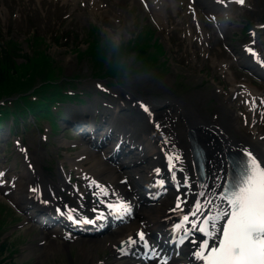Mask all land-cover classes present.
Masks as SVG:
<instances>
[{
  "label": "rangeland",
  "instance_id": "obj_1",
  "mask_svg": "<svg viewBox=\"0 0 264 264\" xmlns=\"http://www.w3.org/2000/svg\"><path fill=\"white\" fill-rule=\"evenodd\" d=\"M114 1L116 0H0V39L12 38L17 45L20 55L15 62L21 73L26 72L28 67L32 68L38 59L47 58L51 65L55 66V80L65 88V93L82 90L83 94L89 92L95 95L96 83L104 84L108 81L111 93H98V98L113 101L118 94L125 99H158L162 95L170 94L187 102L189 106L186 111L193 110L195 114L210 120L215 119L218 123L221 120L218 112L225 109L218 106L217 102L227 98L225 93L228 90L237 89L234 86L243 81H251V86L260 91L264 90V80L256 81L248 70L240 67V61L245 64L249 61V58L244 56L245 46L264 51V29L257 28L258 23L264 22V0H246L243 6H238L236 0H222L232 4L231 9L221 14L220 26L226 30V33L222 31L223 34L216 23L210 22L203 8L198 6L197 14L203 27L195 25L194 11L191 10L193 0H160L163 8L162 19H159L152 9L143 7V0H120L119 5L113 4ZM202 3L209 4L206 0ZM94 25L98 27L96 31H92ZM147 28L154 31L157 41L144 37L143 30ZM202 28L206 32L204 39L198 34ZM246 30H249V33H246ZM139 41L146 45L148 42L154 44L149 45L146 52L155 53L157 57H146L165 63V68L162 65V74H159L156 68L137 70L140 62L134 58L142 47ZM89 46L91 47L87 49ZM96 46L104 49L99 52ZM228 46L231 52L228 51ZM109 48H112L114 53L120 50L128 52L125 60L129 63L135 61L137 64L129 66L132 69L123 71L116 77L115 84H111L110 79L101 73V66L105 62L99 64L100 58L91 57L92 50L99 56H102V53L112 55ZM27 56L30 60L25 62ZM239 101L241 100H235L231 105L233 112L238 115L242 109H235L234 106L240 104ZM129 102L128 100L127 103ZM63 107L64 110L67 109L69 117L78 115L76 109L79 107L69 102H64ZM50 113L54 114L52 111ZM63 117L64 111L59 112L57 122H63ZM30 119L33 117L24 122L18 121L21 126L25 124L26 128L24 130L18 126V130L24 134L22 140L28 146V152L34 162L52 167V170L48 171L50 175L44 176L47 178L45 180L48 183L56 181L57 186H61L63 182L58 177L59 165H64L68 172L76 167L72 166V161L82 149L79 146L71 147L70 143L77 145L76 140L80 137L74 135V131L68 127L52 131L46 117H41L43 120L36 122H31ZM258 122L264 127V112ZM44 135L46 139L43 140ZM64 139L70 140V143H63L58 151L56 144ZM12 148L13 145L5 150L6 156L13 154ZM49 160L53 162L49 164ZM90 163L91 159L87 160L84 167ZM20 168L21 164L17 165L16 170L19 171ZM15 194L12 193L9 198ZM10 201L5 197V192L0 191V238L9 241L10 256L5 253L8 255V262L13 260L14 264H121V260L114 259L111 248L103 247L109 241V235L100 237L99 244L102 247L96 248L90 239L85 237L77 238L75 242L64 241L53 237L49 232L48 238L42 242L41 239L45 235L43 229L25 215H20L10 205ZM158 203L151 206L153 212L158 210ZM137 219L135 217L132 222ZM126 226L128 225L123 227ZM118 230L120 229L114 231ZM3 264H6L5 260Z\"/></svg>",
  "mask_w": 264,
  "mask_h": 264
},
{
  "label": "bare ground",
  "instance_id": "obj_2",
  "mask_svg": "<svg viewBox=\"0 0 264 264\" xmlns=\"http://www.w3.org/2000/svg\"><path fill=\"white\" fill-rule=\"evenodd\" d=\"M119 2L120 0H116L114 1L113 4L119 5ZM195 4L199 5V0H196ZM229 5L230 4H228V6ZM203 6L205 7L206 11H208V13L210 12L214 13L211 15V17L217 20L216 23L219 22V18L222 14L221 12L227 10V9H222L223 7L221 6H219V8L216 9L218 7L217 4H216L217 7L214 5H207V6L203 5ZM154 12L159 16V18H161L159 14V12L161 11L157 12L154 10ZM222 31L226 33V30L224 27H222ZM245 95H249V101L251 102V104H249L248 107H250L251 109H254L255 104L252 103L251 99H252V96H254L255 94H253L252 90L248 87H245L244 89L240 90V93L239 92L231 93L229 98L234 97V96H239L242 98ZM229 98L225 101L220 100V102H218V106L223 105V103H228L229 105L230 104ZM177 100L178 99H173L170 102L154 104L153 107L155 109L156 115H158L160 118H163L162 124L164 125L165 130L171 131L174 141L179 142L181 145L187 146L188 142L185 138V134L188 133L191 139L198 141V142L205 143L206 145L204 144L203 145L205 147V150L207 151L206 152L207 166H209L210 168L212 166H214L215 168L217 167L216 169L217 171L219 164H220V158L223 157L224 153L238 152L239 150H241V141L237 140V142H235V141L229 140V138L234 137L231 131L232 128L235 129L234 132H236L237 134L239 133V135L241 136V140L245 141L246 143H250L251 147L254 148L258 153H260V155L264 158V139H261V141H254L251 138L249 139L246 136L242 135L241 132L243 131L239 132L240 128L246 131L247 130H252V131L257 130L255 126L253 127L250 126V122H255V117L251 114L250 111H249V116L246 117V120H248L249 123H247L245 127H241V126H238L237 124H233L232 121H234V119H233L232 112L229 110L230 106L225 104L226 110H220V112H218V115H220V118H221L219 122V126L214 125L210 129L209 128L210 119L204 116L197 115L194 112H188V111L186 112L183 104L189 106L187 102L184 99L179 98L178 101H180V103H176L178 102ZM118 104L121 106L120 102ZM144 125H145L144 126L145 132L148 131V133H150V138H151V140L147 142H146V139L144 141L147 144L151 145L152 138L154 139V141H156L157 139L155 138L156 135L152 133V126L151 124H149V122L144 123ZM263 130L264 129H262V132ZM154 131L157 132V130H154ZM174 132L176 133V137H178L180 141H177L174 138ZM258 134L261 135L262 133H258ZM140 141H142L141 138H140ZM215 144H216V149L214 148ZM172 147L179 148V146L175 144ZM155 153L156 151L155 152L153 151L150 154H155ZM88 157H91L93 160L91 165L88 168L89 173L97 176L98 178H102L103 180L113 181L116 185L120 187L123 186V183L120 182V180L123 179L124 177H127V174L125 173L126 171H124V169L126 168L131 169L132 171L131 174L136 175V178H140V177L143 178L145 176L144 170H141L137 166L136 160L132 159L127 163L112 165L111 163H108L107 161L103 160L101 157L97 156L96 153L91 151L89 155L87 154V157L85 156V158L82 159V161H84ZM145 158H146L145 159L146 162H150V159L148 158V153L145 154ZM155 161L157 164L162 163L161 153H159ZM184 165H186L187 167L186 174H190L189 183L192 184L193 187H190V188L184 187V190L186 191V194L184 195V197L187 198V203L186 204L181 203V208L183 209V213H187L188 210L194 206V202L197 199V196H196L197 193L210 190L211 195L207 197V203L211 204V211H208L207 213L209 214V221H211V225H214V226L218 225L219 223L215 221H218V219H220L221 217L224 219L226 215L222 216L224 213V207H222L223 203L219 200L217 196V191L219 190V188L213 189V185L216 183L217 174L215 176L208 175L206 180L203 183H201L200 185H197L194 180V178H196L195 172H194V166L191 164L190 158H187L184 160ZM262 167H264V162H263ZM206 172L209 173L208 170H206ZM180 192L181 191H179L178 193ZM170 198H172V196L167 198L165 201L159 202L158 204L159 207H158L157 213H155V216H150L147 214V212L151 210L150 206L142 207L143 209L138 213L139 220L136 222L130 223L128 227L126 228H121L120 231L117 232L115 236H111V239L114 240L113 242H116L119 238L122 239L123 237L129 235L135 229L141 228L144 224H146V220L150 221L148 223L149 225H151L150 228L159 232V230H162V228L166 224L164 220L165 216L171 214L170 218L174 219L176 216L180 215V218H181L183 213L177 209V206H175L174 202H173L174 203L173 205L172 202L169 201ZM181 201L182 200L180 199L177 200V202H181ZM206 207H207V204H205V208ZM91 242L94 247L98 246V243H99L98 240L93 239ZM212 245L213 246L215 245L213 240H212ZM209 246H211V243H208V247Z\"/></svg>",
  "mask_w": 264,
  "mask_h": 264
},
{
  "label": "snow or ice",
  "instance_id": "obj_3",
  "mask_svg": "<svg viewBox=\"0 0 264 264\" xmlns=\"http://www.w3.org/2000/svg\"><path fill=\"white\" fill-rule=\"evenodd\" d=\"M249 51L251 52V49ZM252 103L255 104V100ZM260 103L264 104V100H261ZM142 107L145 112L150 114V109L147 106ZM167 159L169 160V171L172 173V179L176 182L177 188L179 189L181 185L185 188L193 187L189 183L190 178L187 176L177 180L175 174L177 169L175 163L172 162L173 158L168 156ZM175 159L179 160V156ZM156 171L159 173L160 169ZM179 171L183 172V169H179ZM3 175V173H0V177ZM220 181H226L223 185L226 190L219 193V195L227 197L229 193H233L235 199L232 203L235 211L231 213L232 219L229 220L231 227L223 230L224 239L219 242L220 248L217 256L209 260L208 264H264V167H261V162L251 152L241 149L238 156L220 158L213 189L222 186ZM163 183L161 181V184ZM101 192L104 195L108 194L103 188H101ZM210 195V190L197 193L194 206L187 213H183L181 208V203L186 204L187 201L177 203V209L183 213L181 216L183 224L174 225V230L187 227V231H184L183 236L177 242L182 244L187 241L195 246V249L199 250H194L193 255L201 260L206 259L203 256V249L208 247L209 241L206 238L197 241L196 235L203 234V236H207V232L200 224L202 222L211 223V221H204V215L211 211V204L207 203V197ZM205 204H207L206 208ZM257 205L260 209L259 219L255 216ZM107 207L112 209L113 213L120 212L124 214L131 211L130 205L126 202H121L119 205L108 204ZM72 211L75 212V210ZM93 211H96V209H93ZM197 217H200V219L197 220ZM68 218L74 219L72 215H69ZM75 222L95 223L94 220L90 219L75 220ZM138 236L139 240L144 243V247L151 249V244L146 239L145 234L140 232ZM128 243L135 244L137 241L129 238ZM212 251L217 252V249L213 248Z\"/></svg>",
  "mask_w": 264,
  "mask_h": 264
},
{
  "label": "trees",
  "instance_id": "obj_4",
  "mask_svg": "<svg viewBox=\"0 0 264 264\" xmlns=\"http://www.w3.org/2000/svg\"><path fill=\"white\" fill-rule=\"evenodd\" d=\"M1 57L2 58L0 59V93H2L3 95L10 94L13 92H23L26 89L32 87L34 82L33 77L35 73H44V75L47 76V78L53 74L54 69L52 65L50 66V63L47 58L43 60L38 59V61L36 62V64L32 66V68L28 67V70L26 72L21 73L20 69L16 66V63L14 62V59L11 55L5 53ZM28 60H30V58ZM26 69L27 68H25V70ZM44 83L46 84V82ZM51 94L52 96H54V93L51 92ZM43 97H48V96L43 94ZM33 106H35L34 103H30L28 105V109L32 108ZM46 106L47 105H45V107ZM4 247L5 244L0 245V257L3 253ZM2 261L3 260H0V262Z\"/></svg>",
  "mask_w": 264,
  "mask_h": 264
}]
</instances>
